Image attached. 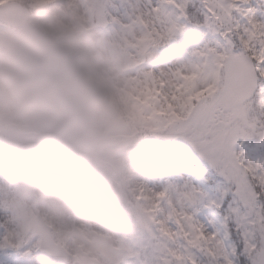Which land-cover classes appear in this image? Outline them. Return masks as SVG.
Segmentation results:
<instances>
[{"label": "clouds", "instance_id": "obj_1", "mask_svg": "<svg viewBox=\"0 0 264 264\" xmlns=\"http://www.w3.org/2000/svg\"><path fill=\"white\" fill-rule=\"evenodd\" d=\"M98 23L95 0L0 3V226L38 264H139L152 228L155 132Z\"/></svg>", "mask_w": 264, "mask_h": 264}, {"label": "snow or ice", "instance_id": "obj_2", "mask_svg": "<svg viewBox=\"0 0 264 264\" xmlns=\"http://www.w3.org/2000/svg\"><path fill=\"white\" fill-rule=\"evenodd\" d=\"M249 2L199 0L197 23L224 42L198 50L201 59L190 65L156 71L146 61L191 21L194 0H159L128 21L107 12V0H95L98 16L121 26L130 82L168 83L165 95L182 102L181 116L155 121L151 131L182 136L222 178L212 199L189 184L151 189V232L162 264H264V164L234 148L242 137L264 141V19L245 7ZM132 26L139 32L130 35ZM0 247L18 243L3 229Z\"/></svg>", "mask_w": 264, "mask_h": 264}, {"label": "rangeland", "instance_id": "obj_3", "mask_svg": "<svg viewBox=\"0 0 264 264\" xmlns=\"http://www.w3.org/2000/svg\"><path fill=\"white\" fill-rule=\"evenodd\" d=\"M158 1V0H157ZM124 7L127 9L131 15L135 14L138 11H143L151 8L153 5L157 4L156 0H123ZM118 0H107V12H109L112 16L119 17L122 21H128L127 14L123 9H121L118 5ZM251 8L254 9V13L257 17L264 19V0H253ZM171 10V9H170ZM135 33H138L139 30L135 26H133ZM102 35V34H101ZM106 38H120L121 37V26L119 23L114 22L113 28L112 25L110 26V29L107 31V34L104 36ZM173 37V36H172ZM170 40V39H169ZM216 41H219L214 37L213 35L207 36L206 32L202 31L201 38L191 46V44H186L185 49L190 51V53H195L200 49H203L206 45H214ZM168 42V41H167ZM221 42V41H220ZM222 43V42H221ZM152 61H157L159 65L157 67H154L153 69L156 71L160 70H166L168 68L176 67L180 64L184 65H190L194 62V59L190 56V59H186V57L179 56L177 58L173 57L170 59L165 58L164 55L161 54L160 51H153L151 55ZM132 84V91L131 94L135 92H141L143 95L147 94L149 91L153 90L152 84H144V83H136L135 81L131 82ZM170 85L168 83H156L155 88L152 93L159 91L160 98H161V106L168 114V118H171V113L168 111L169 107H171L172 110L176 111L179 116L182 115L181 107H179L178 99L176 96L173 95H165V90ZM135 118H138L141 120V117L133 115ZM157 148V152L159 150H162V147H168L171 146L173 148L174 146L172 143L169 142L168 139L160 140L154 143ZM254 148H256V144H253ZM235 150L238 152V149L234 146ZM163 151V150H162ZM250 153V147H247V150L245 152V160L251 161L253 163H256L259 161L261 164H264V158L258 157L253 158L249 156ZM164 157V158H162ZM195 157L191 156L190 158ZM200 158V157H197ZM171 163L169 157L161 156L160 164L157 167V163L154 162V164L149 169L146 180L150 187L153 188H161L168 184H175L179 187L184 186L185 184L189 185H195L203 190L204 192V185L201 183L200 179L196 176V173L193 174L191 170H194L191 167L183 168V167H171V172L168 174L167 168L165 166H169ZM195 171V170H194ZM173 196L175 198V193H173ZM205 199H212L211 197H207ZM205 211H211V209H205ZM3 233V228L0 229V234ZM157 245V244H156ZM31 247V243H27L22 245L21 247L17 248L20 250L22 255L24 256L23 260H11L7 257L8 254H1L0 261L2 264H38V262L33 260L32 254L25 255V252L27 251V248ZM158 247V245H157ZM1 249L8 251L11 249H14V247H0Z\"/></svg>", "mask_w": 264, "mask_h": 264}, {"label": "trees", "instance_id": "obj_4", "mask_svg": "<svg viewBox=\"0 0 264 264\" xmlns=\"http://www.w3.org/2000/svg\"><path fill=\"white\" fill-rule=\"evenodd\" d=\"M156 263H158V262H156Z\"/></svg>", "mask_w": 264, "mask_h": 264}]
</instances>
